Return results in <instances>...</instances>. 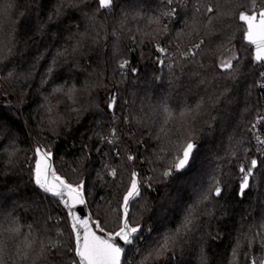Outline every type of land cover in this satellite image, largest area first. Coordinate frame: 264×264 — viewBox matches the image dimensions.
Segmentation results:
<instances>
[{"label": "trees", "instance_id": "obj_1", "mask_svg": "<svg viewBox=\"0 0 264 264\" xmlns=\"http://www.w3.org/2000/svg\"><path fill=\"white\" fill-rule=\"evenodd\" d=\"M210 3L219 4L211 24L205 18ZM33 4L39 8V0H19V12L26 18L21 20L18 16L14 23L19 24V32L9 31V39L4 40L10 43V38L15 36L14 49L0 52V58L7 56L5 64L12 61L7 71L13 73L8 77L0 67V106H3L0 123L12 125L16 144L14 156L0 154V205L8 202L6 211H12L22 224L40 219L38 203L29 201L27 208L13 207L24 204L31 195L25 192V182L29 179L25 166L33 154L35 138L53 152L56 171L70 183L86 179L89 209L94 218L104 221L108 231L119 227V204L130 184L131 172L134 169L139 172L143 185L133 209V225L142 223L149 243L157 235L164 241L154 258L140 264H250L253 259L264 257L260 249L264 240L261 228L264 224V151L258 150L252 137V125L263 111L260 92L263 67L253 63L252 48L244 43L245 29L238 21L239 12L245 11L251 0H183L182 4H177L184 15L179 26L161 15L168 9L160 0H130L112 13L101 9L97 0H88L89 16H94V21L69 17L73 26L81 25V32L88 29L87 46L77 53L72 73L62 69L43 87L39 79L51 53L38 62L35 71H32L33 59L48 45L58 47L63 43L67 25L53 29L57 40L41 39L34 24L37 17L47 18V9L30 11L29 5ZM198 4L203 7L199 23L193 26ZM154 16L160 19L161 28L164 23L168 24V35L163 31L156 39L144 35L145 32L154 34L157 25L146 23L147 18ZM199 39L208 45L205 53L191 57L192 63L182 60L175 46H185ZM157 42L172 51L171 62L159 68L153 47ZM66 47L71 50L72 45ZM208 51L212 53L210 56ZM229 57L237 58L233 60L232 69L225 72L216 67L221 59ZM124 60L130 61L129 69L139 70L137 74L119 67ZM181 66L185 75L191 70L192 79L205 81V85H193L191 95H203L209 99V107L196 131L188 136L198 144L194 162L184 173L165 177L164 172L177 163L176 157L187 140L179 143L175 139L167 140L155 122L152 109L165 100L169 105L179 102L178 89L172 85L174 74L181 71ZM185 75L180 79L184 80ZM73 84L76 90L69 93L67 90ZM59 85H63V90L53 92V87ZM201 87H205L204 92L200 91ZM113 91L117 93L119 116L115 122L107 111V98ZM45 95L48 96L47 106L41 107ZM217 96L219 103L214 100ZM24 100L27 104L23 108ZM179 100L191 102L185 92H180ZM125 116L131 124L122 125ZM171 126L170 121L163 127L167 130ZM113 127L117 128L116 145L105 143ZM129 127L135 135L127 133ZM96 148L100 152L95 151ZM130 153L137 156L134 167L126 159ZM251 159H257L258 166L250 180V189L241 199L237 196L241 179L239 168L241 165L246 169L250 167ZM14 166L25 170L15 172ZM82 166L86 169L83 172ZM112 168L117 170L115 178L109 175ZM217 185L222 188L218 198L214 196ZM189 208L193 222L177 232V224L182 222ZM44 209L46 215H56L47 202ZM56 218L59 219V215ZM41 225L51 229L53 239L61 230L50 221H41ZM150 229L154 231L149 239ZM64 230L67 235V229ZM165 233H171L167 240ZM65 243L70 244L71 240ZM132 255L129 252L130 259ZM34 264L41 261L37 258Z\"/></svg>", "mask_w": 264, "mask_h": 264}, {"label": "snow or ice", "instance_id": "obj_2", "mask_svg": "<svg viewBox=\"0 0 264 264\" xmlns=\"http://www.w3.org/2000/svg\"><path fill=\"white\" fill-rule=\"evenodd\" d=\"M129 3L130 0H119V2L117 0H99L100 8L105 9L108 13L117 12L120 10L121 4L127 5ZM160 3L167 6L168 9L161 15L179 26L181 21L184 20V15L178 10L177 4H182L183 0H160ZM202 7L198 4L195 8L193 26L199 23ZM218 8L219 4L217 3L207 5L205 18L209 24H211ZM29 9L30 11L41 12L47 9V18L40 19L37 17L34 24L35 31L41 39L49 37L53 41L57 40V32L53 29L59 28L60 25H67L65 28L67 35L64 37L63 43L58 47L55 44L48 45L33 59L32 71H35L38 62L44 60L51 53V59L46 62L39 79V85L43 87L62 69L72 73L77 53L82 47H86L89 42L90 35H86L88 29L85 28L81 32V25L75 24L73 26L69 21V17L71 20H88L90 22L94 21L95 18L89 16L90 5L88 0H39V8H35L33 4L29 5ZM18 16L21 20L26 18L25 14L19 12V0H0V52L4 49H8V51L14 49L17 42L15 36L10 38V43H4V40L9 39L7 36L9 31L19 32V24L14 23ZM238 21L241 27L245 29L242 34L244 41L253 50V63L264 67V0H251L250 6L245 11L239 12ZM146 23H155L157 27L154 29V34L145 32V36L156 39L162 31L164 35H168V24L164 23L161 28L158 17H149L146 19ZM49 33H51L50 36ZM176 35L179 36L180 33H176ZM210 43L211 41H209ZM68 44L72 45L71 50L66 47ZM153 47L160 54L156 57L159 61L157 67L164 66L165 61L160 57L169 54L167 48L161 46L159 42L154 44ZM53 48H55V52H53ZM207 48L208 45H206L205 40L201 39L188 52L182 53L181 59L187 61V63H192L189 57L194 58L198 53L204 54ZM211 54L210 51L207 52V55L210 56ZM6 59L7 56L0 58V67L4 68L8 77H12L13 73L7 71L12 61L5 64ZM234 59L237 58L221 59L216 67L226 72L228 69H232ZM129 64V60H124L119 67L129 69ZM168 67L172 68V65L169 64ZM129 70L133 75L139 71L135 67ZM182 75H185L183 66H181L179 73L174 74L172 85L173 88L178 89L179 102L169 105L168 101L165 100L152 109L156 115L155 122L160 127L161 134L167 140L175 139L177 143L187 140L181 154L176 157L177 163L164 172L165 177H172L174 173H184L194 162L197 144L194 139H188V136L190 132L196 131V126L203 119V115L209 107V99H206L203 95H191L192 86L205 85V81L203 79H192L191 70H189L188 75H185L184 80L180 79ZM260 75L264 77V71L260 72ZM59 78L63 79V77ZM61 90H63V85L52 89L53 92ZM75 90L76 86L73 84L67 91L72 93ZM200 91L204 92L205 87H201ZM180 92L187 93L191 102L189 100H179ZM214 100L215 103H219V96L215 97ZM44 101L45 103L41 107L47 106V95L44 96ZM2 107L0 106V108ZM48 111H51V108H48ZM107 111L112 114L111 118L114 122L119 119L117 115V93L115 91L108 95ZM260 120H264V118H260ZM170 121L172 126L166 130L163 126L169 124ZM129 124H131V121L125 116L122 125ZM11 127V124L0 123V154L9 153V158L15 155L16 148ZM256 127V124L252 125L253 129ZM127 133L129 135L136 134L132 127L128 128ZM168 133H171V135H168ZM111 135L114 139L106 140L105 143L116 145L118 143L116 127L111 129ZM157 139H160V137H157ZM255 140L258 150H264V139H261L260 135L257 134ZM140 146L143 147L142 141ZM84 147L87 148V146ZM10 149L12 151H9ZM95 151L100 152V149L96 148ZM53 155V152L40 145L34 148L31 160L25 166L29 175L28 181L25 182L27 185L25 192L31 195L27 196L24 204L13 206L14 208H27L30 206L29 201L38 203L40 206V211L37 213L39 220L22 224L20 218L14 215L12 211H6L8 202L0 205V264H34L37 258L41 261V264H140V262L147 261L149 258H154L164 241H161L159 235H157L149 243L148 239L145 238L143 227L139 224L132 226L134 222L133 209L141 196V186L138 180L140 174L136 171L131 172V182L123 195L122 202L119 204V230L109 232L106 231L103 220H93L91 214L85 212V209L89 206L87 182L81 180L79 183L73 184L58 175L52 164ZM116 155L118 158L120 157L119 152ZM82 159L87 160L90 157H83ZM126 159L131 166H135L134 162L137 160L135 154H128ZM250 163L251 167L247 169L243 165L239 168L241 179L237 196L241 199L244 198L246 191L250 189V177L253 176V169H256L258 165L257 159H251ZM24 170L25 168L14 166L15 172H23ZM84 170L86 169L82 166L81 172ZM4 175L8 174L5 173ZM109 175L115 178L117 170L112 168ZM214 195L216 197L222 195V189L219 185L215 187ZM100 199H103V197ZM45 202L51 206L56 215L45 214ZM65 211L66 215H60ZM57 215H59V219L56 218ZM193 219L191 208H189L187 215L183 216L182 222H178L177 232L181 227L187 229L192 224ZM41 221L44 223L50 221L56 228L61 229L56 232V239H53L51 229L42 227ZM65 228L67 229V235ZM261 228L264 229V224L261 225ZM152 231L154 230H149V239ZM170 235L171 233H165V240ZM256 235L259 236L260 233L257 232ZM66 240H71V243L66 244ZM260 249L264 253V240L260 243ZM129 252L133 254L131 259L129 258ZM251 264H264V257L253 259Z\"/></svg>", "mask_w": 264, "mask_h": 264}, {"label": "built area", "instance_id": "obj_3", "mask_svg": "<svg viewBox=\"0 0 264 264\" xmlns=\"http://www.w3.org/2000/svg\"><path fill=\"white\" fill-rule=\"evenodd\" d=\"M200 40L201 39H199L196 42L188 43L185 46H178V45H176L175 46V50L177 51L178 55L181 58V54L182 53L188 52V50L190 48H192L196 43H199ZM161 46H163V45H161ZM167 51L169 53L168 55H165V56H161L160 57L161 59H163L165 61V64H167L168 62H171V60H172V51H170L168 48H167ZM154 56H155V59H156L157 56H160V54L158 52H156L155 49H154ZM190 58L191 57H189V59ZM262 71H264V67H263ZM260 92H261V97H262V101H263V111H262V113L254 121V124H256L257 127L255 129L252 128V137H253V140H254V144H255V146L257 148H258V146H257L256 140H255V136L258 134V135H260L261 139H264V120H260V118H264V77H262L261 78V81H260ZM258 120H259V122H258ZM109 139H114V137L111 135V132H110L109 136H107L105 138V140H109ZM260 151H264V150H260Z\"/></svg>", "mask_w": 264, "mask_h": 264}, {"label": "water", "instance_id": "obj_4", "mask_svg": "<svg viewBox=\"0 0 264 264\" xmlns=\"http://www.w3.org/2000/svg\"><path fill=\"white\" fill-rule=\"evenodd\" d=\"M98 2H99V0H97ZM102 9V8H101ZM241 12V11H240ZM244 43L246 44V42L244 41ZM247 45V44H246ZM253 51V50H252ZM32 142H33V150H34V148L37 146V145H40L41 147H43V148H45L44 147V145L39 141V140H37V139H35V138H33V140H32ZM196 144H197V142H196ZM197 146H198V144H197ZM197 149V148H196ZM52 164H53V166H54V155H53V160H52ZM258 166V165H257ZM251 167V166H250ZM54 168H55V166H54ZM56 170V169H55ZM133 171H136V172H138L137 170H133ZM254 171H255V169H253V173H254ZM57 172V171H56ZM139 173V172H138ZM57 174L58 175H60L58 172H57ZM61 177H63L67 182H69L64 176H62V175H60ZM251 178L252 177H250V180H251ZM82 180H85L86 181V179L85 178H82ZM138 180H139V183H140V179H139V177H138ZM130 182H131V180H130ZM70 183V182H69ZM79 183V182H78ZM141 186V185H140ZM220 186V185H219ZM221 187V186H220ZM222 189V188H221ZM126 193V192H125ZM124 193V194H125ZM214 193H215V190H214ZM215 196V195H214ZM216 197V196H215ZM216 198H218V197H216ZM240 198V197H239ZM85 212L86 213H88V214H91V216H92V219L93 220H99V219H96V218H94L93 217V215H92V213H91V211H90V209H89V206L85 209ZM65 213H66V211H65ZM139 225H141L142 227H143V225H142V223H140ZM132 226H136V225H132ZM119 230V228L117 229V230H115V231H118ZM106 231H108V230H106ZM115 231H113V232H115ZM109 232H112V231H109ZM251 264V263H250Z\"/></svg>", "mask_w": 264, "mask_h": 264}, {"label": "rangeland", "instance_id": "obj_5", "mask_svg": "<svg viewBox=\"0 0 264 264\" xmlns=\"http://www.w3.org/2000/svg\"><path fill=\"white\" fill-rule=\"evenodd\" d=\"M26 104H27V102L24 100V101L22 102V105H21V106H22V107H23V106H26ZM23 108H24V107H23ZM31 157H32V154H31ZM31 157H30V160H31ZM60 175H61V174H60ZM74 184H76V183H74ZM140 185H141V186L143 185V180H142V179H140ZM118 228H119V227H118ZM118 228H117V229H118ZM117 229H116V230H117ZM112 232H113V231H112Z\"/></svg>", "mask_w": 264, "mask_h": 264}]
</instances>
